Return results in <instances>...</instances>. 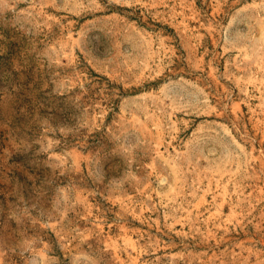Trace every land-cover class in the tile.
<instances>
[{
    "label": "rangeland",
    "instance_id": "obj_1",
    "mask_svg": "<svg viewBox=\"0 0 264 264\" xmlns=\"http://www.w3.org/2000/svg\"><path fill=\"white\" fill-rule=\"evenodd\" d=\"M0 264H264V0H0Z\"/></svg>",
    "mask_w": 264,
    "mask_h": 264
}]
</instances>
